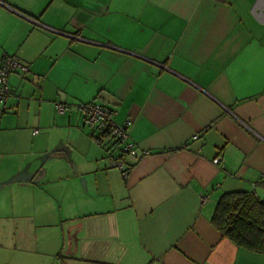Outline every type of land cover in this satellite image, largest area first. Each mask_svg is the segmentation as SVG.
<instances>
[{"label":"crops","instance_id":"obj_1","mask_svg":"<svg viewBox=\"0 0 264 264\" xmlns=\"http://www.w3.org/2000/svg\"><path fill=\"white\" fill-rule=\"evenodd\" d=\"M5 56L29 73L8 78L0 146L45 159L26 170L0 156V170L12 167L3 177L20 185L0 210L26 218L20 201L40 192L32 213L52 217V253L39 255L264 264L211 224L223 194L264 202V0H0V63ZM58 103L70 110L58 114ZM88 103L113 110L118 126L131 122L138 157L125 177L111 166L118 146L84 126L77 106ZM12 184L0 179V194ZM48 222L35 220V231Z\"/></svg>","mask_w":264,"mask_h":264},{"label":"rangeland","instance_id":"obj_2","mask_svg":"<svg viewBox=\"0 0 264 264\" xmlns=\"http://www.w3.org/2000/svg\"><path fill=\"white\" fill-rule=\"evenodd\" d=\"M38 131V130H37ZM43 133V131H42ZM41 133V134H42ZM51 134V133H50ZM35 135V134H34ZM23 147L28 148L29 146V138L23 139ZM52 147V145H50ZM15 146H11V149L8 148L7 145L4 147L0 146V156L4 155V157H8L6 160L7 162H10L11 165H13L14 168L19 167L25 163V168L27 170L28 167L31 168L36 165L39 160L44 156H38V157H26L25 155L30 154L29 150L28 152H22V150H19V152H15ZM120 149V147H118ZM29 149V148H28ZM118 153V152H117ZM13 155V156H12ZM52 155V154H51ZM3 162H5V158L1 157ZM45 159V157H44ZM37 160V163H36ZM4 169V168H2ZM12 167L5 168L4 170H0V179L6 180L8 183L14 182L12 185H8L6 187V190L3 191L0 194V203L9 201L11 204V198L7 197L9 191L12 190V193L14 197H17L19 191L17 189L18 186H20L18 183L15 182V179L18 178L15 174L6 175V172L11 173ZM18 171L23 172L22 169H19ZM3 174V175H2ZM2 175V176H1ZM40 193L37 191V189H32V191L29 192L28 198L25 196L21 202V204L24 206V204L28 203V208L30 209V216L26 218H22L20 216H4V212L0 210V264H51V261L47 260L43 254L39 255L37 252L46 251L51 252L52 250L50 248V245L44 240V239H52V217L46 216H36L32 212L37 213L41 210L39 207V204L37 203V196ZM19 196V195H18ZM25 199V200H24ZM26 202H24V201ZM16 204H18V201H16ZM20 204V205H21ZM18 209H20L18 207ZM51 218V222H48V227L45 229H41L43 231L40 232V230L35 231L34 229V221L35 220H49ZM26 223V226L24 225ZM37 236L36 242H39L42 240L41 245L37 247L36 252L33 251L32 247L35 246V239ZM18 248L20 251L19 253H16V249ZM20 247V248H19ZM23 247V249H21ZM35 248V247H34ZM41 256V258L39 257Z\"/></svg>","mask_w":264,"mask_h":264},{"label":"trees","instance_id":"obj_3","mask_svg":"<svg viewBox=\"0 0 264 264\" xmlns=\"http://www.w3.org/2000/svg\"><path fill=\"white\" fill-rule=\"evenodd\" d=\"M216 1L225 2V0ZM3 102L5 101L1 103ZM86 128L91 133L101 134L110 144L120 147L119 151H121V146L113 144L107 132H95ZM120 159H124L121 152L120 157L114 161ZM211 224L236 247L264 255V202L258 200L253 194L246 192L223 194L215 205Z\"/></svg>","mask_w":264,"mask_h":264},{"label":"built area","instance_id":"obj_4","mask_svg":"<svg viewBox=\"0 0 264 264\" xmlns=\"http://www.w3.org/2000/svg\"><path fill=\"white\" fill-rule=\"evenodd\" d=\"M19 72L23 75L29 73V69L14 60L12 57L3 58L0 64V103L5 101L10 95V88L8 85V78ZM79 113L83 116L84 125L95 132H107L108 136L113 140V144L121 146V154L124 159L116 160L112 162V167L117 169L123 177H125L129 172V166L126 159L136 160L138 157V152L134 144L129 140L128 130L130 128L131 122H126L123 126H118L114 123L113 117L115 112L110 110L108 107L103 105H97L95 103L79 104L77 106ZM70 110V107L66 104H55V111L58 114H64ZM34 131V134H37ZM194 140L197 136L193 137ZM148 153H146L147 155ZM220 158H215L213 164L217 165ZM207 201L206 197L201 198L202 204Z\"/></svg>","mask_w":264,"mask_h":264}]
</instances>
